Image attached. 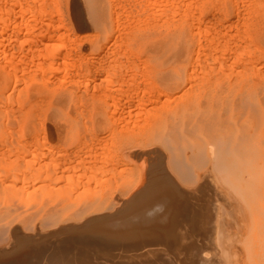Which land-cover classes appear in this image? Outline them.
I'll return each mask as SVG.
<instances>
[{
    "label": "rangeland",
    "instance_id": "374dc122",
    "mask_svg": "<svg viewBox=\"0 0 264 264\" xmlns=\"http://www.w3.org/2000/svg\"><path fill=\"white\" fill-rule=\"evenodd\" d=\"M245 1L87 0L88 7L98 5L103 13L99 18L97 29L92 30L85 7L79 0H0V16L2 15L3 21L7 17L11 18V26L6 30V37L5 34L3 36L6 43L0 46V58L2 53L4 55V60L3 57L0 59V67L9 84L5 91L9 96L12 94L8 102L16 111L17 108L18 111L25 110L26 117L23 116L25 117L23 121L35 122L40 127L38 130L36 125V131L33 133L28 131L30 127L20 132L15 130L18 129V125L16 127L13 122H5L2 131H7V134L0 133V157H4L1 158L3 165L0 162V225L12 224V227L24 226L25 223L31 227L35 225L33 232L22 231L19 228L20 242L17 238L9 246H0V264H9L4 260L21 250L22 252L25 250L28 255L27 260H30L31 264H66L69 257L65 261L64 256L68 254V256L72 254L75 261L77 260L76 264H82L84 258L87 260L84 264H88L87 255L91 257L89 260H92V264H95V261L96 264L100 261L103 264L104 260V264H108V257L102 255L100 261L95 260L97 251H94V247L86 250L88 244L82 240V237H98L102 240V236L109 230L112 231L116 242L132 247L140 246L137 247L138 249L135 248L137 252L132 248L130 253H126L127 257L109 258V263L113 264H193L192 262L196 264L195 258L200 259L197 264H264L262 250L264 239L261 235L264 234V151H261L257 158L256 167L250 171L252 178L254 177L253 181L246 186L241 181L224 179V177L232 179L231 172L221 174L216 171L215 165L213 166L214 157L210 152L213 145L208 144L212 135L211 125L221 108L222 102L219 100L224 98V96L221 98V94L224 95V87L228 88V92L234 90L231 92V99L237 92L236 89L227 87L228 79L245 76L241 67L244 62L241 63L242 65L239 64L240 59L243 58L244 61L245 51L238 50H241L242 45L245 44L243 41L246 42L249 38L255 40L264 29V0ZM51 20L52 24L56 25L55 29L61 30L60 40H52L54 43L59 42L58 47L54 45L52 48L51 45L49 48V43H54L47 41L42 35H38L34 41L33 39L31 42L26 41L23 45L24 39L19 42L20 37L17 33L11 34L10 31L11 28L19 31L24 27L22 30L25 34L27 28L25 25L32 29L30 27L35 21L47 23ZM37 22L36 24H39ZM60 24H63V28L59 26ZM255 24L258 26L256 27ZM20 25L22 27H19ZM197 29H199L198 33ZM174 34H179L186 41H190L192 45L189 46V51L183 55H159L148 50V47L156 44L159 38H168ZM224 35L226 37L229 35L227 38H231L234 44L232 41L229 42L230 39L224 38ZM243 35L249 36L244 40ZM205 38L208 41L215 38L216 43L214 41L210 43L211 41L208 42ZM216 38L219 39L218 42ZM241 38L243 41L241 40L240 43ZM199 41L201 44L198 43ZM248 41L246 44H249ZM40 42L42 45H39ZM45 43L46 46L49 44L47 50L44 48ZM214 44H217L215 45L217 48L224 47L220 48L221 52L225 50L226 52L223 55L221 52L218 53L219 48L217 51ZM237 44H241V47H237L238 50L233 47ZM229 46L235 50L233 52L237 51L235 53L237 57L233 54L234 59ZM211 47L216 53L210 50ZM198 51L200 55L197 54ZM210 51L214 53L213 56L210 55ZM216 54L222 55L223 60L228 59V65L231 64L230 73L224 71L226 66L221 61L222 56ZM250 55L252 56L250 53L248 57L246 54V65L251 58ZM254 59L249 62L255 61ZM258 64L257 66L260 67L262 63ZM257 71L258 69L256 73L254 69L249 70L250 76L256 77V80L259 72L264 73V68ZM246 73L249 76L248 71ZM77 75L84 78L77 79ZM88 80H94V83L84 88V83ZM188 85H191V91ZM258 91H261L260 94ZM248 92L242 99L245 109L243 119H247L248 124L255 127V131L264 140V98L261 99L264 97V88L259 90L258 87L253 86ZM213 101L218 105L217 108H213L215 106ZM237 101L235 100L233 104ZM249 106L254 107L257 114H253ZM13 126L16 128L14 129ZM20 128L21 126L19 130ZM13 129L16 131L15 134ZM11 131L12 137L8 135ZM169 135L174 139L177 137V140L172 142L173 138L171 139ZM166 141H170L166 143L168 148L164 144ZM156 148L161 151L163 155L161 158H157L151 151ZM147 150L149 152L145 153ZM200 150H203L202 153ZM177 156H180L178 157L179 160L181 159L180 163L186 162V166L182 164L179 168V161L175 158ZM162 158V169L168 171L166 175L171 178L170 181H158V179L149 181L147 173L152 167L157 169L158 162L161 163L159 160ZM170 158L173 161L177 159V163L174 162L177 168L173 167L175 165L169 160ZM196 159H200L199 162H196ZM183 166L187 167V170L191 167L189 169L191 177L186 178L187 173L185 174ZM52 167L58 169L53 171ZM179 172L184 173L185 178L184 174L180 176ZM172 179L175 180L171 181ZM239 186L242 188L246 186L247 194L240 193ZM180 193L183 194H181L183 198ZM167 195L171 205L173 200V206L177 205L176 215L179 217V213H183L179 217L182 222L176 220L178 224L174 227L170 225L174 229L167 226L166 230L153 224L148 226V219L153 217L156 220L162 219V202ZM31 196L33 198H30ZM128 197L131 198L122 203ZM16 205L21 206L17 207L19 210H13ZM108 206L112 207L104 209ZM108 212L113 215L99 218V215H106ZM259 212L263 213L262 216ZM47 214L50 216L48 220H46ZM259 220L261 227L256 226ZM44 222L46 226H41ZM183 225L185 229L188 227L189 231L187 229L184 231ZM59 226L63 227L58 229ZM150 227L154 231L153 234H150L152 231ZM156 227L164 231L158 232ZM181 231L182 235H180ZM167 233L171 234L168 236ZM173 233H177V241L174 240ZM62 237L63 243L59 240ZM150 238L156 240L152 241ZM183 238H187V243ZM57 239L58 243H56ZM170 239H173L172 244ZM24 240L25 243L21 242ZM174 241L177 244H174ZM261 242L263 246L260 245ZM173 244L176 245L174 248ZM79 251L84 253L81 256L79 254L78 258L76 252L78 254ZM57 257L60 260L64 257V260L58 263ZM190 257L194 261H191ZM74 259L69 258L67 264L75 263Z\"/></svg>",
    "mask_w": 264,
    "mask_h": 264
},
{
    "label": "bare ground",
    "instance_id": "6f19581e",
    "mask_svg": "<svg viewBox=\"0 0 264 264\" xmlns=\"http://www.w3.org/2000/svg\"><path fill=\"white\" fill-rule=\"evenodd\" d=\"M94 1H98V0H94ZM245 1V0H244ZM22 2V1H21ZM24 2V1H23ZM27 2V1H26ZM79 2L80 3H82L83 5L82 6H84L85 8V11H86V14H87V16H88V18H89V22L91 23V25H92V30H93V28H95V29H97V27H98V22H99V18H100V16H101V14H103L102 12H101V10H100V8H99V6L98 5H94V6H91V7H88L87 6V0H79ZM238 2V1H237ZM246 2V1H245ZM249 2H250V0H249ZM252 2H253V0H252ZM261 2V1H260ZM263 2V1H262ZM20 3V2H19ZM26 4V3H25ZM94 4H95V2H94ZM170 4V3H169ZM173 4V3H172ZM172 4H170V5H172ZM251 4V3H250ZM255 4V3H254ZM22 5V4H21ZM104 5V4H103ZM182 5V4H181ZM189 5V4H188ZM216 5V4H215ZM175 7V6H174ZM191 7V6H190ZM251 7V6H250ZM256 7H257V5H256ZM29 8V7H28ZM206 8V7H205ZM261 8V7H260ZM4 9V8H3ZM35 9V8H34ZM146 9V8H145ZM153 9V8H152ZM156 9V8H155ZM170 9V8H169ZM257 9H258V7H257ZM262 9V8H261ZM178 11V10H177ZM257 11V10H256ZM250 12V11H249ZM0 13H1V11H0ZM176 13V12H175ZM192 13V12H191ZM252 14V13H251ZM250 14V15H251ZM256 14V13H255ZM254 14V15H255ZM258 14V13H257ZM192 15V14H191ZM197 15V14H196ZM86 16V15H85ZM38 17V16H37ZM158 17V16H157ZM166 17H167V15H166ZM188 17V16H187ZM193 17V16H192ZM213 17V16H212ZM238 17V16H237ZM149 18V17H148ZM214 18V17H213ZM103 19V18H102ZM151 19V18H150ZM177 19V18H176ZM196 19V18H195ZM218 19V18H217ZM37 20V19H36ZM104 20V19H103ZM160 20V19H159ZM251 20V19H250ZM177 21V20H176ZM16 22V21H15ZM36 22L37 21H35V23L33 24V26L32 27H30V28H32V29H29V26H27V25H25V27H27L25 30L26 31H24V33L25 34H23V30L22 29H24V27H22V25H20L19 27H22V29H20L19 27H17V29L19 28L20 30L19 31H16V29L15 28H11L12 30H10L11 31V34H16L17 33V35L20 37V40H18L19 42L21 41V39H24V41H23V45H24V43H26V41H32L31 39H33V41H34V39L35 38H37V36L39 35H42V36H44V37H46L47 38V41H49V42H51L53 39L55 40L56 39V41L59 39V37L61 38V33H60V31L61 30H59V28L58 29H55L56 27H54V26H56V25H54V24H52V20H51V22L50 21H48L47 23H44V22H37V23H39V24H36ZM54 22V21H53ZM154 22V21H153ZM182 22V21H181ZM191 22V21H190ZM226 22V21H225ZM230 22V21H229ZM236 22V21H235ZM118 23V22H117ZM173 23H174V21H173ZM172 23V24H173ZM196 23H198V22H196ZM218 23V22H217ZM221 23V22H220ZM222 23H224V22H222ZM228 23V22H227ZM253 23V22H252ZM151 24V23H150ZM160 24H162V23H160ZM178 24V23H177ZM191 24H192V22H191ZM191 24H189V25H191ZM90 25V24H89ZM153 25V24H152ZM158 25V24H157ZM217 25V24H216ZM231 25H232V22H231ZM245 25V24H244ZM256 25V24H255ZM262 25V24H261ZM10 26H11V18H9V17H7V19L6 20H4L3 21V18H2V15L0 16V46H1V44L3 43V46L5 45V43H6V39H5V37H6V30H8L9 28H10ZM59 26H62V28H63V24L61 25H59ZM181 26V25H180ZM191 26H193V25H191ZM199 26H200V24H199ZM227 26V25H226ZM243 26V25H242ZM241 26V27H242ZM258 25H256V27H257ZM57 27H58V25H57ZM117 27V26H116ZM161 27V26H160ZM231 26H229V29H231L230 28ZM192 28H194V26L192 27ZM197 28V27H196ZM206 28V27H205ZM224 28H225V26H224ZM119 29V28H118ZM177 29V28H176ZM201 29V28H200ZM208 29H209V27H208ZM235 29V28H234ZM247 29V28H246ZM249 29V28H248ZM127 30V29H126ZM191 30V29H190ZM198 30L199 29H197V33H198ZM204 30V29H203ZM207 30V29H206ZM213 30V29H212ZM225 30V29H224ZM114 31V30H113ZM124 31V30H123ZM209 31V30H208ZM225 31H227V30H225ZM248 31V30H247ZM249 31H251V30H249ZM127 32V31H126ZM200 32V31H199ZM204 32V31H203ZM217 32V31H216ZM239 32V31H238ZM253 32H255V29H253ZM131 33V32H130ZM129 33V34H130ZM192 33V32H191ZM242 33H243V30H242ZM242 33H241V35H242ZM4 34H5V37H3L4 36ZM10 34V35H11ZM94 34V33H93ZM128 34V33H127ZM232 34V33H231ZM230 34V35H231ZM193 35H194V33H193ZM240 35V36H241ZM254 35H255V33H254ZM121 36V35H120ZM196 36V35H195ZM212 36V35H211ZM225 36V35H224ZM229 35H227V37H228ZM248 36L249 35H247V37L246 36H242V37H244V40H245V38H248ZM8 37V36H7ZM190 37V36H189ZM213 37H217V36H214L213 35ZM212 37V38H213ZM226 36L224 37V38H226V39H230L229 40V42L230 43H232L233 42V40H231V38H227ZM232 37V36H231ZM129 38V37H128ZM193 38V37H192ZM197 38V37H196ZM209 38H211V37H209ZM219 38V37H218ZM238 38V37H237ZM240 38V37H239ZM8 39V38H7ZM98 39V38H97ZM100 39V38H99ZM120 39V38H119ZM141 39V38H140ZM198 39H199V35H198ZM202 39H203V37H202ZM234 39V38H233ZM236 39V38H235ZM13 40V39H12ZM60 40V39H59ZM58 40V41H59ZM193 40V39H192ZM195 40V39H194ZM193 40V41H194ZM205 40H207L206 38H205ZM215 40V38L214 39H212V41H214ZM239 40V39H238ZM243 41V39L241 38L240 39V43ZM250 42H249V41ZM14 41V40H13ZM18 41L16 40V42L18 43ZM77 41V40H76ZM208 41V40H207ZM210 41H211V39H210ZM210 41H208V42H210ZM212 41L210 42V43H212ZM216 41L218 42L219 41V39L217 40V38H216ZM232 41V42H231ZM236 41V40H235ZM249 42V44H246V42ZM247 41L245 42V41H243V44L244 45H242V47L239 45V44H237V46L235 47V45L233 46L234 48H236V50H238L237 49V47L238 46H240L241 47V50L239 49L238 51H245V57H246V54H247V56H248V54H252V56L255 58H253L255 61H252V62H249V61H251V60H253L252 59V56L250 55V59H248V65H246V63H247V61H245V57H244V61H243V58L242 59H240V60H238L237 58H235L236 60H238V61H240V63L239 64H241V63H245V65H244V63H243V65L241 66L242 67V72H243V75H245L243 78H234V77H232V78H230V79H228V83H226L228 86L227 87H229V88H232V89H236L237 90V92H236V94H234L233 95V97L235 98V100H238L237 101V103L236 104H233L234 103V98H232L231 99V97H230V95H231V92H233V91H230V92H228V88H226V87H224L223 89H224V95H222L221 94V91H220V94H221V98H222V96H224V98H222L221 100H219L220 102H222L221 103V108H220V111L218 112V115H217V117L215 118V121L212 123V125H211V132H212V135H211V140L209 141V143L208 144H210L211 146H212V148H210L211 150H210V152H211V154H212V156L214 157L213 159H214V164H213V166L216 168V171L218 172V173H226V172H231V177H232V179L231 178H226V177H224V179H227V180H229V181H231V180H235V181H241V183H245V185L247 186V184L248 183H250V181H253V178H252V174L250 173V171H251V169H253V168H255L256 167V165L258 164V160H257V158L260 156V153H261V151H264V140L262 139V138H260V136H259V134L255 131V127H252V126H250L249 124H248V122H247V119H243V114H244V108H243V105H244V102H242V99H243V95L244 94H247V93H249L248 91L254 86H256V87H258V89L260 90V88H264V73L261 71V73L259 72L260 71V69H262V68H264V29H262V31H261V33H260V35H258V37H255V40H253V39H247ZM9 42H11V41H9ZM48 42V43H49ZM151 42V41H150ZM154 42V41H153ZM215 42V41H214ZM221 42V41H220ZM228 42V41H227ZM256 42V43H255ZM13 43V42H12ZM16 43V44H17ZM34 43V42H33ZM36 43H38V42H36ZM35 43V44H36ZM41 43V42H40ZM52 43H54V41H52ZM59 43V42H58ZM57 42L56 43H54V44H51V43H49L48 45H49V48L51 47V45H52V48L54 47V45H56L55 47H58V44ZM67 43V42H66ZM114 43V42H113ZM117 43V42H116ZM152 43V42H151ZM198 43H200L201 44V41H199ZM216 43V42H215ZM237 43V41L235 42V44ZM19 44V43H18ZM34 44V45H35ZM61 44H63V43H61ZM111 44V43H110ZM190 41L188 42V41H186V39H183L179 34H174V35H170V37H168V38H163V39H158V41L156 42V44H154V45H150L149 44V41H148V45H150L149 47H148V50L150 51V52H155V53H157V54H159V55H165V54H176V55H183L184 53H186L187 51H189V46H191L192 44H190ZM200 44H199V46H200ZM206 44H207V42H206ZM209 44V43H208ZM222 44H223V42H222ZM229 44V43H228ZM233 44H234V42H233ZM39 45H42V43L41 44H39ZM47 45V46H48ZM66 45V44H65ZM69 45V44H68ZM147 45V46H148ZM194 45V44H193ZM198 45V44H197ZM215 45H217V44H214V46ZM224 45V44H223ZM231 45V44H230ZM21 45H19V47H20ZM45 46H46V43H45ZM47 46L46 47H44L45 48V50H47L46 48H47ZM64 46V45H63ZM63 46H61L62 48H63ZM128 46V45H127ZM198 46V48L200 49V47ZM202 47H203V45H201ZM211 46V45H210ZM209 46V47H210ZM213 46V45H212ZM245 46V47H244ZM197 47V46H196ZM201 47V48H202ZM230 48H231V52H232V56H233V54L237 57V54H235L236 52H233V51H235L231 46H229ZM2 48V47H1ZM27 48V47H26ZM49 48H48V51H49ZM61 48V49H62ZM64 48H66V46L64 47ZM127 48V47H126ZM197 48V50H199ZM206 48V47H205ZM204 48V49H205ZM214 48H216L217 49V51H218V48L215 46ZM213 47H211V49L210 50H214V52H215V49H214ZM220 48L222 49V48H224V47H221L220 46ZM219 48V51H218V53H220L222 50ZM245 48V50H243ZM3 49H4V47H3ZM16 49V48H15ZM15 49H13V50H15ZM37 49V48H36ZM42 50H43V48H41ZM68 49H69V47H68ZM70 49H72V48H70ZM229 49V48H228ZM29 49H27V51H28ZM64 50V49H63ZM196 50V49H195ZM230 50V49H229ZM229 50H227V51H229ZM0 51H1V49H0ZM15 51H17V50H15ZM26 51V52H27ZM29 51H32V50H29ZM33 51L35 52V49L33 48ZM40 51V50H39ZM205 51H206V49H205ZM224 51V50H223ZM37 52V51H36ZM47 52V51H46ZM202 52H204V50H202ZM211 52V51H210ZM225 52H226V50H225ZM225 52H221L222 53V55L225 53ZM231 52H229V53H231ZM248 52V53H247ZM2 53V52H1ZM40 53H42L41 51H40ZM116 53H117V51H116ZM216 53V52H215ZM217 53V54H218ZM220 53V54H221ZM239 53V52H238ZM22 54V53H21ZM26 54V53H25ZM43 54V53H42ZM197 54H199L200 55V53H199V51H198V53ZM205 54H207V53H205ZM214 54V53H213ZM213 54H212V52L210 53V55H212L213 56ZM216 54V55H217ZM228 54V53H227ZM10 55V54H9ZM13 55H15V54H13ZM105 55V54H104ZM123 55H124V53H123ZM222 55H217V56H222ZM4 55H3V53H2V57H3ZM173 56V55H172ZM197 56V55H196ZM232 56H231V58H232ZM1 57V58H2ZM16 57V56H15ZM202 57V56H201ZM241 57H243V55L241 56ZM249 57V56H248ZM0 58V59H1ZM11 58H12V56H11ZM205 58L207 59V57H206V55H205ZM230 58V59H231ZM247 58V57H246ZM3 60H4V57L2 58ZM10 59V58H9ZM217 59V58H216ZM229 59V60H230ZM233 59H234V56H233ZM2 60V61H3ZM219 60V59H218ZM232 60V59H231ZM1 61V62H2ZM12 61V60H11ZM194 61V60H193ZM203 61H205V60H203ZM221 61H222V63H223V65H225L226 66V69L224 68V71L225 72H229L230 73V71H231V64H230V66L228 65V59H224L223 60V56H222V58H221ZM233 61H235V60H233ZM91 62V61H90ZM202 62V61H201ZM231 62V61H230ZM210 63V62H209ZM233 63V62H232ZM236 63V62H235ZM235 63H234V65H235ZM255 63V64H254ZM258 63H262L261 64V66L259 67V66H257V65H259ZM211 64V63H210ZM9 65V64H8ZM196 65V64H195ZM199 66V65H198ZM217 66V65H216ZM201 67V66H200ZM199 67V68H200ZM202 67H203V65H202ZM201 67V68H202ZM221 67V66H220ZM235 67V66H234ZM234 67H232V68H234ZM195 68H197V65L195 66ZM238 68H239V66H238ZM6 68L4 67V69L3 70H5ZM228 69V70H227ZM250 69H254V72L256 73V69H258V71L257 72H259V76L257 77V80L255 79V78H253L252 76H250V74H249V70ZM31 70V69H30ZM97 70V69H96ZM87 71V70H86ZM201 71V70H200ZM204 71V68H203V70H202V72ZM248 71V74H249V76L247 75V72ZM253 71V70H252ZM9 72V71H8ZM88 73V72H87ZM234 73H235V71H234ZM245 73V74H244ZM253 73V72H252ZM205 74V73H204ZM6 75V74H5ZM9 75V74H8ZM30 75V74H29ZM81 75V74H80ZM227 75H229L228 73H227ZM238 76V74H235V76ZM252 75H254V73L252 74ZM22 76H24V75H22ZM78 76V75H77ZM85 76V75H84ZM233 76V75H232ZM257 76V75H256ZM17 77V76H16ZM161 77V76H160ZM165 77V76H164ZM174 77V76H173ZM200 77V76H199ZM230 77H231V75H230ZM240 77V76H239ZM80 78H82V76H78L77 77V79H80ZM84 78V77H83ZM82 78V79H83ZM122 78V77H121ZM72 79V78H71ZM209 79V78H208ZM211 79V78H210ZM21 80V79H20ZM19 80V81H20ZM23 80H25V79H23ZM193 80V79H192ZM191 80V81H192ZM197 80H199V79H197ZM204 80V79H203ZM14 81V80H13ZM18 81V82H19ZM81 81V80H80ZM212 81V80H211ZM195 82V81H194ZM50 83V82H49ZM93 83H94V80H88V81H86V83H84V88H88V87H90V85H93ZM111 84H113V83H111ZM48 85V84H47ZM175 85V84H174ZM195 85V84H194ZM193 85V86H194ZM9 86V84H8V81L4 78V75H3V71H2V68L0 67V133L1 132H3V133H5V134H7V131L6 132H4V131H2V127H3V130H4V125H3V123H8V122H13V124H14V126H16V125H18L19 127L21 126V128H20V130H19V127H17L18 129H15L16 127H14V129L17 131H20V132H22L24 129H28V127H30L29 128V132L30 133H33V132H35L36 131V128L38 127V125L37 124H35V122H26L25 120L23 121L22 119H24L25 117H26V114L24 113L25 112V110H24V112H22V111H18V108H17V111L15 110V109H13L12 108V104L10 103V102H8L9 101V98H10V96L12 95V94H10V96L8 95V94H6V92L7 91H5L6 90V88ZM177 86H179V85H177ZM190 86L191 85H188V87H189V91H191L190 90ZM197 86V85H196ZM215 86H216V84H215ZM18 88V87H17ZM75 88V87H74ZM192 88V87H191ZM194 88H196L195 86H194ZM76 89V88H75ZM186 89H187V87H186ZM119 90V89H118ZM100 91V90H99ZM183 91V90H182ZM187 91H188V89H187ZM196 91V90H195ZM195 91H194V95H195ZM186 92V91H185ZM260 92L261 91H258V93L260 94ZM8 93V92H7ZM12 93V92H11ZM76 93V92H75ZM255 93H256V91H255ZM77 94V93H76ZM181 94H182V92H181ZM259 94H257V95H259ZM188 95V94H187ZM263 95H264V93H263ZM99 96H101V95H99ZM220 96V95H219ZM90 97V96H89ZM262 97V96H261ZM101 98V97H100ZM194 98H196V97H194ZM264 97H262L261 99H263ZM77 99V98H76ZM207 99V98H206ZM65 100V99H64ZM172 100V99H171ZM218 100V99H217ZM216 100V101H217ZM234 100V101H233ZM11 101V100H10ZM103 101H105V100H103ZM170 101V100H169ZM184 101V100H183ZM256 101H257V99H256ZM14 102V101H13ZM63 102V101H62ZM61 102V103H62ZM173 102V101H172ZM214 102V101H213ZM261 102H262V100H261ZM42 103V101L40 102V104ZM45 103V102H44ZM88 103V102H87ZM166 103H168V102H166ZM250 103H252V102H250ZM253 103H254V101H253ZM252 103V104H253ZM263 103V102H262ZM19 104V103H18ZM18 104H17V106H18ZM173 104V103H172ZM184 104L186 105V103L184 102ZM203 104H204V101H203ZM208 104V103H207ZM210 104V103H209ZM232 104H233V106H232ZM39 105V104H38ZM171 105V104H170ZM191 105V104H190ZM206 105V104H205ZM213 105H215V106H213V108L214 107H216L217 108V104L214 102L213 103ZM217 105V106H216ZM257 105V104H256ZM41 106V105H40ZM210 106V105H209ZM208 106V107H209ZM219 106H220V104H219ZM232 108H231V107ZM16 107V106H15ZM20 107V106H19ZM29 107H31V105L29 106ZM63 107V106H62ZM205 107V106H204ZM249 107H251V112L253 113V114H257V111H256V109L254 108V107H252V106H249ZM219 108V107H218ZM231 108V109H230ZM246 108V107H245ZM26 109V108H25ZM39 108H37V110H38ZM168 109V108H167ZM19 110H20V108H19ZM179 110V109H178ZM27 111V110H26ZM32 111H33V109H32ZM20 112V113H19ZM38 113H39V111H37ZM205 112V111H204ZM149 113V112H148ZM178 113V112H177ZM180 113V112H179ZM86 114V113H85ZM144 114V113H143ZM25 115V117L23 118V116ZM28 115V114H27ZM41 115V114H40ZM145 115H146V113H145ZM159 115V114H158ZM250 115V114H249ZM156 116V115H155ZM245 116V115H244ZM28 117V116H27ZM36 118V117H35ZM40 118V117H39ZM198 118V117H197ZM233 118H235V119H233ZM256 118V117H255ZM20 119V120H19ZM42 119V118H41ZM231 119H233V120H231ZM32 120V119H31ZM38 120V119H37ZM117 120V119H116ZM200 120V119H199ZM202 120V119H201ZM15 121V122H14ZM18 121V122H17ZM19 121H20V123H19ZM33 121V120H32ZM35 121V120H34ZM40 121V120H39ZM38 121V122H39ZM191 121V120H190ZM17 123V124H16ZM10 124V123H9ZM168 124H170L169 123V121H168ZM8 125V124H7ZM6 125V126H7ZM36 125H37V127H36ZM40 125H41V123H40ZM168 127V126H167ZM206 127H207V125H206ZM6 128H8V127H6ZM39 128L40 127H38V130H39ZM63 128H64V126H63ZM204 128H205V126H204ZM9 129H11V128H9ZM13 129V132L15 131ZM56 129V128H55ZM8 130V129H7ZM16 131L14 132V134L16 133ZM60 131V130H59ZM10 132V131H9ZM17 133H19V132H17ZM56 133H57V130H56ZM11 134H12V131H11V133L10 134H8V135H10L11 136ZM13 134V135H14ZM168 134V133H167ZM172 134V133H171ZM235 134V135H234ZM17 135V134H16ZM19 135V134H18ZM158 135H160V134H158ZM9 136V137H10ZM15 136V135H14ZM13 136V137H14ZM164 136H165V134H164ZM170 136V135H169ZM191 136V135H190ZM212 136H213V138H212ZM12 137V136H11ZM171 137V139L173 138V141L172 142H174V140L176 141L177 140V137L174 139V137L171 135L170 136ZM191 137H193V136H191ZM153 138V137H152ZM158 137H156V139H157ZM3 139V138H2ZM15 139V138H14ZM19 139V138H18ZM148 140H149V138H147ZM164 139V138H163ZM21 140V139H20ZM162 140V139H161ZM179 140V139H178ZM6 141V140H5ZM14 141V140H13ZM16 141V140H15ZM14 141V142H15ZM36 141V140H35ZM165 141V140H164ZM2 142V141H1ZM7 142V141H6ZM10 142V141H9ZM18 142V141H17ZM149 142V141H148ZM158 142H160V141H158ZM167 142H169L170 143V141H166L164 144L166 145V143ZM162 143V144H163ZM176 143V142H175ZM180 143V142H179ZM8 144H10V143H8ZM14 145H15V143H13ZM12 144V145H13ZM38 144V143H37ZM5 145V144H4ZM7 145V144H6ZM11 145V146H12ZM13 145V146H14ZM24 145V144H23ZM39 145V144H38ZM178 145V144H177ZM176 145V149H177V146ZM12 146V147H13ZM17 146H18V144H17ZM33 146V145H32ZM35 146V145H34ZM43 146V145H42ZM41 146V148H43ZM202 146V145H201ZM23 146H21V148H22ZM36 147V146H35ZM166 147L168 148V144L166 145ZM203 147V146H202ZM3 148V147H2ZM34 148V147H33ZM39 148V147H38ZM38 148H37V150H38ZM47 148V147H46ZM45 148V149H46ZM204 148H205V146H204ZM44 149V148H43ZM172 149H173V147H172ZM171 148H170V150L173 152V150H172ZM5 150V149H4ZM3 150V151H4ZM36 150V151H37ZM41 150V149H40ZM48 150V149H47ZM151 151H153L154 153L153 154H155V156L157 157V158H161V156H163L162 154H161V151H159V149H153V150H151ZM201 151V153H202V151L203 150H200ZM149 151L147 150V151H145V153H148ZM34 153V152H33ZM41 153H42V151H41ZM145 153H143L144 155H145ZM5 154V153H4ZM37 154V153H36ZM200 154V153H199ZM198 154V155H199ZM203 154H204V152H203ZM263 154V153H262ZM39 155V154H38ZM41 155V154H40ZM39 155V156H40ZM133 155V154H132ZM179 155H180V153H179ZM45 156V155H44ZM150 156V155H149ZM174 156H175V154H174ZM196 156V155H195ZM200 156L201 157H203L201 154H200ZM46 157V156H45ZM48 157V156H47ZM169 157H170V155H169ZM172 157V156H171ZM178 157H180V156H177V157H175V158H177L178 159ZM190 156H188V158H189ZM201 157H198V158H200L201 159ZM1 158H3L4 159V157H0V162H1ZM31 158V157H30ZM59 158V157H58ZM174 158V157H173ZM181 158H183V156H181ZM187 158V159H188ZM191 158V157H190ZM204 158V157H203ZM202 158V159H203ZM19 159V158H18ZM55 159H57L56 157H55ZM176 159V160H177ZM200 159H196V162L198 161V160H200ZM7 160V159H6ZM25 160H27V159H25ZM29 160V159H28ZM39 160V159H38ZM60 160V159H59ZM162 160H163V158L162 159H160L159 161H161V163L160 162H158L159 163V167L157 168V169H154L153 167L152 168H150L151 169V171H149L148 173H147V177H148V179H149V181L150 180H153V179H158V181H170V179L168 178L169 176H167L166 174H167V172L168 171H166V170H164L165 171V173H164V171H163V169H162ZM165 160H166V158H165ZM169 160H171L172 162H173V164L175 165V166H173L174 168H177L176 167V165L177 164H175V163H177L176 162V160H172L171 158L169 159ZM181 160V159H180ZM180 160L178 159V161H179V168H181V166H182V164H183V162L181 161V163H180ZM14 161V160H13ZM12 161V162H13ZM21 161V160H20ZM55 161V160H54ZM61 161V160H60ZM170 161V162H171ZM202 161V160H201ZM26 162V161H25ZM35 162V161H34ZM34 162H33V164H34ZM57 162V161H56ZM171 162V163H172ZM175 162V163H174ZM199 162V161H198ZM203 162V161H202ZM15 163V162H14ZM45 163V162H44ZM166 163V162H165ZM164 163V164H165ZM225 163H227V164H225ZM1 164H2V162H1ZM22 164V163H21ZM23 164H25V163H23ZM37 164V163H36ZM39 164V163H38ZM41 164V163H40ZM54 164V163H53ZM52 164V165H53ZM113 164H115V163H113ZM186 164V162L183 164L184 166H186L185 165ZM200 164H201V162H200ZM3 165V164H2ZM15 165V164H14ZM60 165H61V163H60ZM24 166V165H23ZM38 166H40V165H38ZM43 166V165H42ZM161 166V167H160ZM183 166V167H184ZM190 166V165H189ZM1 167V166H0ZM49 167H51V165L49 166ZM57 167V166H56ZM167 167V166H166ZM30 168H32V167H30ZM191 168V167H190ZM189 168V169H190ZM202 168V167H201ZM51 169H53V167L51 168ZM51 169H50V171H51ZM58 169V168H57ZM57 169H53V171H55V170H57ZM184 169H185V174H186V178H187V176L188 177H191L192 175H191V173H190V171H189V169L187 170V167H184ZM1 170V169H0ZM45 170L47 171V167L45 168ZM172 170V169H171ZM179 170V169H178ZM260 170V169H259ZM188 171V172H187ZM191 172H192V170H191ZM46 174V173H45ZM54 174V173H53ZM154 174H156V175H154ZM169 174H171V173H169ZM179 174H180V172H179ZM178 174V175H179ZM181 174H182V172H181ZM181 174H180V176H181ZM184 174V173H183ZM182 174V175H183ZM185 174H184V178H185ZM194 174V173H193ZM48 175L50 176L51 174H49L48 173ZM40 176V175H39ZM95 176V175H94ZM1 177V176H0ZM194 177V176H193ZM51 178H52V175H51ZM94 178H96V177H94ZM184 178H181L182 180H184ZM15 179V178H14ZM40 179H43V178H40ZM53 179V178H52ZM49 180V179H48ZM56 180V179H55ZM175 180V179H174ZM173 179L171 180V181H174ZM243 180V181H242ZM1 181V180H0ZM2 181H4V180H2ZM15 181H17V180H15ZM14 181V182H15ZM43 181H44V179H43ZM95 181H97V180H95ZM191 181V180H190ZM198 182V181H197ZM50 183V182H49ZM2 185L3 184H5V183H1ZM46 185H47V183H46ZM58 185V184H57ZM182 185V184H181ZM252 185V184H251ZM38 186V185H37ZM43 186V185H42ZM174 186V185H173ZM246 186H243V188L241 187V186H239V188H238V190H239V192L240 193H242V194H247L246 192V190H247V188H246ZM252 186H254V185H252ZM1 188H4V187H1ZM21 188V187H20ZM58 188V187H57ZM37 189L38 188H36L35 190L37 191ZM53 189V188H52ZM186 189H188V188H186ZM12 190V189H11ZM16 190V189H15ZM23 190V189H22ZM40 191V190H39ZM181 191V190H180ZM54 192V191H53ZM238 192V191H237ZM38 193V192H37ZM40 193V192H39ZM18 194V193H17ZM23 194H24V191H23ZM31 194V193H30ZM55 194H56V192H55ZM182 193H180V195H181ZM1 195V194H0ZM26 195V194H25ZM166 195V194H165ZM183 195V194H182ZM181 195V196H182ZM33 196V195H32ZM30 197V198H33V197ZM131 196V195H130ZM174 196V195H173ZM192 196V195H191ZM24 196H22V198H23ZM55 197V196H54ZM178 197V196H177ZM131 197H128L127 199L125 198V200L122 202V203H124V202H126L127 200H129ZM176 198V197H175ZM182 198H183V196H182ZM5 199V198H4ZM172 199V198H171ZM180 199V198H179ZM23 200V199H22ZM25 200V199H24ZM33 200V199H32ZM31 200V201H32ZM173 200V199H172ZM171 200V201H172ZM13 201H14V199H13ZM173 202H174V200H173ZM173 202H172V205H171V202H170V198H169V196L167 195V196H165V198L163 199V202H162V219L161 220H156L154 217L153 218H151V219H148V222H147V225L148 224H153V225H156L157 227H159V228H161V229H165L166 230V228H167V226H169L170 228L173 226H175L176 224H178V222L176 223V220H178L179 222L181 221L182 222V220H180V218L179 217H181V215L183 214H181V212L179 213L180 215H179V217L176 215V213H177V211H176V213H175V210H178V208L176 209V206L177 205H174L173 206ZM176 202H177V200H176ZM175 202V203H176ZM254 202V201H253ZM21 203V202H20ZM25 204V202H23L22 203V205H24ZM110 204H112V203H110ZM178 204V203H177ZM207 204V203H206ZM15 205V204H14ZM254 205V204H253ZM173 206V207H172ZM178 206H179V204H178ZM209 206V205H208ZM13 207V206H12ZM20 208L21 206L19 205H16L15 206V208L13 209V210H19L18 208ZM24 206H22V208H23ZM112 206H108V207H104V209L105 208H111ZM50 208V207H49ZM68 208H69V206H68ZM183 208V207H182ZM253 208V207H252ZM43 209H44V207H43ZM114 209V208H113ZM171 209H172V211H171ZM13 210H11V211H13ZM47 211H48V214H49V210L47 209ZM170 211H171V213L172 214H170ZM83 213V212H82ZM112 213V212H111ZM114 213V212H113ZM264 213V212H263ZM262 213V214H263ZM47 214V217L49 216ZM170 214V215H169ZM174 214H175V216H174ZM259 214H261L260 212H259ZM262 214H261V216H262ZM59 215V214H58ZM111 215H113V214H110L109 212L105 215V214H102V215H99V218L101 217H105V216H111ZM176 216H177V218L178 219H176ZM14 217V216H13ZM27 217V216H26ZM46 217V220H48L49 219V217L47 218ZM78 217V216H77ZM175 217V218H174ZM52 218V217H51ZM75 219V218H74ZM25 221H26V219H25ZM71 221V220H70ZM85 221H87V220H85ZM205 221V220H204ZM29 222V221H28ZM52 222V221H51ZM50 222V223H51ZM57 222V221H56ZM189 222H190V219H189ZM211 222H213L212 220H211ZM50 223L48 224V225H50ZM53 223H55V222H53ZM82 224V223H81ZM174 224V225H173ZM202 224V223H201ZM204 225H205V223H203ZM213 224V223H212ZM24 226H15V227H12V224H11V226H9L8 224H2V225H0V246H9V244L11 245V244H13V242L17 239V238H19L17 241L18 242H20V234H21V232L19 233V228L20 229H22V231H32L33 229H34V227H35V225L34 226H32L31 227V225H29V224H23ZM47 225V226H48ZM54 225V224H53ZM77 225H80V224H77ZM152 225V226H153ZM170 225H172V226H170ZM210 225V224H209ZM261 221L259 220L258 221V223L256 224V226H259V227H261ZM41 226H46V223L44 222L43 224H41ZM149 226V225H148ZM63 226H59V228L58 229H61ZM79 227V226H78ZM157 227H156V229H157ZM168 227V228H169ZM172 227V228H173ZM211 227V226H210ZM42 228V227H41ZM48 228V227H47ZM106 228V227H105ZM170 228L168 229L169 231H170ZM188 228V227H187ZM186 228V229H187ZM203 228H205V226L203 227ZM44 229V228H43ZM57 229V228H56ZM57 229V230H58ZM72 229V228H71ZM81 229V228H80ZM150 230L152 229L151 227L149 228ZM148 229V230H149ZM156 229H155V232H156ZM174 229V228H173ZM181 229V228H180ZM185 229V226L183 225V230L185 231L186 230ZM211 229V228H210ZM258 229V228H257ZM74 230V229H73ZM158 230V232L160 231V229H157ZM178 230H179V228H178ZM182 230V229H181ZM182 230V231H183ZM188 230V229H187ZM260 230H261V228H260ZM55 231V230H54ZM59 231V230H58ZM61 231V230H60ZM108 231V230H107ZM164 230H162V231H160V232H163ZM181 231V233H180V235H182V232ZM189 231V230H188ZM188 231L186 232V233H188ZM197 231H199V230H197ZM196 231V232H197ZM262 231V230H261ZM33 232V231H32ZM180 232V231H179ZM191 232V231H190ZM189 232V233H190ZM56 233H57V231H56ZM154 233V231H153V229H152V231H150V234H153ZM169 233V232H168ZM167 233V235L169 236L170 234H168ZM263 233H264V231H263ZM163 234H165V233H163ZM175 236H173V237H175L174 238V240L176 239V241H177V236H176V234L177 233H173ZM195 234V233H194ZM193 234V235H194ZM59 235V234H58ZM187 235H189V234H187ZM190 235H191V233H190ZM254 235V234H253ZM261 235H263L262 236V238L264 239V234H261ZM150 236V235H149ZM168 236H166V237H168ZM25 237V236H24ZM183 237V236H182ZM194 237V236H193ZM27 238V237H26ZM29 238H30V236H29ZM43 238V237H42ZM163 238H164V236H163ZM178 238H179V236H178ZM25 239V238H24ZM41 239V238H40ZM59 239V238H58ZM57 239V240H58ZM61 239H64L63 237L62 238H60L59 240H61ZM75 239V238H74ZM77 239H79V238H77ZM98 239V240H97ZM102 240H100L98 237H85V238H83L82 237V240L83 241H86V243L88 244H86L88 247L86 248L84 245V242H83V246H84V248H86V250L88 249V248H91L92 249V247H94V251H97V254L95 255V260H98L99 259V261H100V258H102L101 257V255L102 256H104V257H108V264H111V263H109L110 262V259L109 258H111V259H113L114 257H120V258H123V257H127V254L126 253H130V251H131V249L133 248V250L135 251L136 249L135 248H137V247H140V246H137V247H132V246H130V245H124V244H120V243H118V242H116V240H115V237H114V235H113V233H112V231L111 230H109L108 231V233L107 232H105V234L102 236V238H101ZM152 239V241L153 240H156V239H153V238H150V240ZM161 239V238H160ZM166 239V238H165ZM168 239V238H167ZM180 239V238H179ZM187 239V238H186ZM186 239H184L183 238V240H185V243H187L186 242ZM27 240V239H26ZM43 240V239H42ZM42 240H39V242H42ZM59 240L56 242V243H58L59 242ZM81 240V239H80ZM148 240H149V237H148ZM192 240V239H191ZM16 241V242H17ZM65 241H66V238H65ZM159 241V240H158ZM157 241V242H158ZM162 241V240H161ZM168 241V240H167ZM176 241H174V244H177V242ZM180 240H178V242H179ZM190 241V240H189ZM21 242H26L25 240L24 241H21ZM31 242V241H30ZM38 242V243H39ZM61 243H63L64 242V240H61L60 241ZM166 242V241H165ZM172 242H173V239L171 240L170 239V244H172ZM176 242V243H175ZM181 242V241H180ZM263 242V241H262ZM261 242V243H262ZM60 243V244H61ZM205 243V242H204ZM260 243V245L261 246H263V243L261 244ZM53 244V243H52ZM51 244V245H52ZM55 244V243H54ZM59 244V245H60ZM90 244V245H89ZM168 244V243H167ZM174 244L172 245L173 246V248L176 246H174ZM207 244V243H206ZM46 245V244H45ZM48 245V244H47ZM50 245V244H49ZM50 245V246H51ZM186 245H188L189 246V244H186ZM34 246V245H33ZM67 246H69V245H67ZM82 246V245H81ZM169 247H170V245H168ZM171 246V247H172ZM195 246V245H194ZM260 246V247H261ZM13 247V246H12ZM25 247V246H24ZM179 247H180V245H179ZM49 248H51V247H49ZM187 248V247H186ZM194 248V247H193ZM114 249L116 250L115 252H114ZM138 249V248H137ZM156 249V248H155ZM255 249V248H254ZM35 250V249H34ZM33 250V251H34ZM50 250V249H49ZM77 250V249H76ZM89 250V249H88ZM199 250V249H198ZM197 250V251H198ZM263 251H264V249H262ZM261 250V251H262ZM23 250H21V252H18L17 251V253H15V254H12V256L10 255V257H8L7 259H3L6 263H9V264H31L32 262H30V260H27V254H26V252H25V250H24V252H22ZM93 251V252H94ZM138 250H136V252H137ZM152 251V250H151ZM161 251H162V248H161ZM263 251H262V253H263ZM30 252V251H29ZM166 252V251H165ZM174 252V251H173ZM195 253H196V250L194 251ZM33 253V252H32ZM31 253V254H32ZM84 252H81L80 253V251L78 252V254H77V252H76V255H78L77 257L79 258L80 256H81V254H83ZM261 253V254H262ZM30 254V255H31ZM59 254H61V253H59ZM62 254H64V253H62ZM66 254V253H65ZM64 254V255H65ZM79 254H80V256H79ZM100 254V255H99ZM191 254V253H190ZM193 254V253H192ZM205 254V253H204ZM67 255V254H66ZM69 255V254H68ZM64 256V257H66L65 258V261L67 260V258L69 257V258H73L74 259V257L72 256V254L70 255V256ZM137 255H138V253H137ZM168 255V254H167ZM195 255V254H194ZM83 256V255H82ZM99 256V257H98ZM128 256H130V255H128ZM140 256H141V254H140ZM193 256V255H192ZM64 257H63V260H64ZM77 257H75V258H77ZM85 257V256H84ZM87 257H88V261L89 262H87L88 264H92V260L90 259L89 260V257L90 256H88L87 255ZM96 257H97V259H96ZM138 257V256H137ZM171 257V256H170ZM195 257V256H194ZM1 258V257H0ZM34 258V257H33ZM58 258V257H57ZM56 258V259H57ZM69 258H68V261H66L65 263L67 264V263H69ZM91 258V257H90ZM191 258V257H190ZM260 258H261V255H260ZM263 258V257H262ZM51 259H52V261H53V257H51ZM56 259H55V261H56ZM125 259V258H124ZM199 259V258H198ZM198 259L196 260V258H195V261H197L196 262V264L198 263ZM259 259V257L257 256V261H259L258 260ZM49 260V259H48ZM58 260V263L62 260H60V258H58L57 259ZM62 260V261H63ZM86 259L84 258V260H83V263L82 264H84V262L86 263V261H85ZM104 260V259H103ZM191 261H194V259H190ZM200 260V259H199ZM72 262H73V260H71ZM78 261H80V263L82 262V260H78ZM106 261H107V258H106ZM112 261V260H111ZM190 261V262H191ZM262 261V260H261ZM74 262L75 263H72V264H76L77 263V260L75 261V259H74ZM96 263H97V261H95ZM263 262H264V260H263ZM55 263V262H54ZM71 263V262H70ZM95 263V264H96ZM105 263V260H104V262H103V264ZM107 263V262H106ZM193 264H195V262H192ZM50 264V263H49ZM60 264V263H59ZM99 264H101V261L99 262ZM113 264V263H112Z\"/></svg>",
    "mask_w": 264,
    "mask_h": 264
}]
</instances>
